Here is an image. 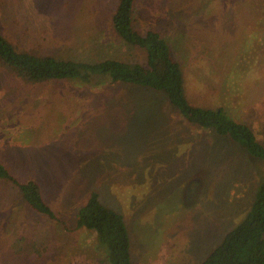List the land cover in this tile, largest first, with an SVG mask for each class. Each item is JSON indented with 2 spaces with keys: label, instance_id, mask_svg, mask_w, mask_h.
Returning a JSON list of instances; mask_svg holds the SVG:
<instances>
[{
  "label": "rangeland",
  "instance_id": "rangeland-1",
  "mask_svg": "<svg viewBox=\"0 0 264 264\" xmlns=\"http://www.w3.org/2000/svg\"><path fill=\"white\" fill-rule=\"evenodd\" d=\"M117 4L0 0V31L39 55L142 63L112 30ZM134 14L137 31L172 47L189 102L224 108L264 145V0H136ZM145 93L98 78L30 84L0 68V159L40 184L56 216L32 212L0 182V264H102L94 233L75 228L93 190L123 216L133 264H200L242 219L264 166Z\"/></svg>",
  "mask_w": 264,
  "mask_h": 264
},
{
  "label": "trees",
  "instance_id": "trees-1",
  "mask_svg": "<svg viewBox=\"0 0 264 264\" xmlns=\"http://www.w3.org/2000/svg\"><path fill=\"white\" fill-rule=\"evenodd\" d=\"M135 2L118 0L111 26L120 42L144 53L142 63L116 59L90 63L39 55L19 50L0 31V68L30 84L48 81L87 84L93 78H98L106 79L111 84L132 86L150 95H161L187 124L231 141L257 168L264 166V145L247 124L235 121L222 107L205 108L189 102L182 66L167 40L154 29H147L144 33L135 29ZM0 182L10 183L17 188L22 202L32 212L56 220L40 184L34 179L19 181L10 174L1 159ZM75 228L94 233L96 247L103 254L102 264H133L131 240L124 218L102 203L99 192L91 191L77 209ZM22 245L23 239H18L13 245L16 256L22 255L24 250L28 252ZM29 248L30 253L40 256L35 246ZM200 264H264L263 174L257 180L254 198L247 212Z\"/></svg>",
  "mask_w": 264,
  "mask_h": 264
}]
</instances>
